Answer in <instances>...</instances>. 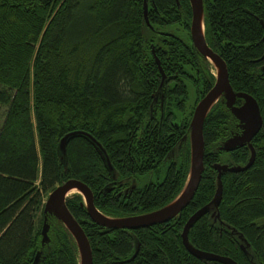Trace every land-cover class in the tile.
<instances>
[{
    "label": "trees",
    "instance_id": "obj_1",
    "mask_svg": "<svg viewBox=\"0 0 264 264\" xmlns=\"http://www.w3.org/2000/svg\"><path fill=\"white\" fill-rule=\"evenodd\" d=\"M148 17L147 24L144 0H0V264H78L76 243L55 217L47 219V241L42 234L46 198L68 179L86 183L95 206L113 217L162 208L182 190L190 167L184 138L216 79L190 41L189 0H148ZM204 19L207 43L227 63L232 88L257 100L263 122L251 141L253 165L222 172L219 219L203 214L188 239L196 249L252 264L236 230L264 264V0H204ZM73 131L101 144L112 174L87 136L69 140L62 163L59 141ZM240 132V121L217 102L204 123L200 184L170 222L106 228L91 220L81 194L67 198L93 264H226L191 254L182 230L214 200L215 165L248 163V145L219 148ZM148 174L144 187L123 191Z\"/></svg>",
    "mask_w": 264,
    "mask_h": 264
},
{
    "label": "water",
    "instance_id": "obj_2",
    "mask_svg": "<svg viewBox=\"0 0 264 264\" xmlns=\"http://www.w3.org/2000/svg\"><path fill=\"white\" fill-rule=\"evenodd\" d=\"M189 1L192 8L191 37L193 44L196 49L205 57V59L212 63L214 69L216 70V80L212 88L197 103L190 122L189 135L188 137L186 136L184 138L185 140L188 138L190 144V167L186 182L180 193L166 206L148 213L124 217H113L105 215L103 212H101L94 204V194L91 188L86 183L77 178L68 179L67 181L55 187V189L48 195L44 205L43 211L45 214V222L42 230L43 241H47V231L49 228L47 219L49 216H53L67 229L76 243L78 249V264H93V252L84 229L67 206L66 201L69 191L76 189L78 191L77 193H80L84 197V205L86 206L91 220L106 228L135 230L165 223L172 220L176 216H179L182 210L193 199L200 184L202 173L204 171V123L213 106L220 100L225 101L226 106L240 121L241 132L236 135H232L225 141H222L219 148L229 152L231 150L237 149L238 147L248 145L251 155L246 165L229 166L228 164L221 163H217L215 165L218 170V188L216 196L214 200L209 203V205L202 207L192 216H190L182 230V241L185 248L197 258L219 261L226 264H238L235 260L229 257L220 256L194 248L189 243L188 232L195 221L208 211L212 213L211 215L213 219H219L220 214L218 211V206L222 197V172L227 170L241 172L253 165L256 152L251 141L260 130L263 119L260 106L252 95L245 92L234 91L229 81L227 63L208 45L205 36L204 1ZM144 18L148 24V0H144ZM238 98L243 100L240 105H236ZM79 135L90 138V140L99 150L105 166L112 174L113 165L111 164L105 149H103L101 144L97 142V140L91 135L81 131L70 132L60 139L58 144V152L60 154L62 163L65 165L67 164V145L69 140ZM181 146L182 144H179L177 147L173 148L166 157V160H171L172 157L179 153ZM234 232L238 238L241 249L250 258L252 264H257V259L251 244L247 241L242 233H239L236 230H234ZM138 251L139 244L136 247L132 259L136 257ZM34 264H36V262H34Z\"/></svg>",
    "mask_w": 264,
    "mask_h": 264
},
{
    "label": "flooded vegetation",
    "instance_id": "obj_3",
    "mask_svg": "<svg viewBox=\"0 0 264 264\" xmlns=\"http://www.w3.org/2000/svg\"><path fill=\"white\" fill-rule=\"evenodd\" d=\"M204 1V0H203ZM191 5V4H190ZM191 24H192V20H191V23H190V27H189V34H190V41H191V43L193 44V41H192V37H191ZM170 30H172V29H170ZM176 33H178L179 35H181V33L180 32H176ZM187 36V35H186ZM193 46H194V44H193ZM195 47V46H194ZM196 48V47H195ZM197 50V49H196ZM198 51V50H197ZM199 52V51H198ZM200 53V52H199ZM201 54V53H200ZM202 55V54H201ZM203 56V55H202ZM203 58H204V60H206V61H208L207 59H205V57L203 56ZM208 63L210 64V66L212 67V64L208 61ZM212 70H213V68H212ZM223 101V100H222ZM224 103H225V101H223ZM226 105V104H225ZM236 105H240V104H237V102H236ZM149 180H151V177L149 178ZM139 188V186H138V183L135 181V180H132L131 182H130V184L127 186V187H125L124 189H123V191H125V192H128V190L131 188V189H135V188ZM174 219V218H173ZM171 221V220H170ZM170 221H168V222H170ZM165 223H167V222H165ZM161 224V223H160Z\"/></svg>",
    "mask_w": 264,
    "mask_h": 264
},
{
    "label": "rangeland",
    "instance_id": "obj_4",
    "mask_svg": "<svg viewBox=\"0 0 264 264\" xmlns=\"http://www.w3.org/2000/svg\"><path fill=\"white\" fill-rule=\"evenodd\" d=\"M174 30V29H173ZM178 30H180V31H182V32H180L181 33V35H185L184 33H185V31H183V30H181V29H179L178 28ZM177 30V31H178ZM212 64V63H211ZM212 68H213V72H214V74H216V70L214 69V67H213V65H212ZM152 175L151 174H148L147 175V177H145V178H142L140 181H138V180H135L137 183H138V186H139V188H142V187H144V185L148 182V180H149V178L151 177ZM69 195V194H68ZM71 195V194H70ZM46 200H47V198H46ZM160 209V208H159ZM156 210H158V209H156ZM154 211V210H153ZM151 212V211H150ZM148 213V212H147ZM214 220H215V218H214ZM262 221H264V219L262 220ZM264 223V222H263Z\"/></svg>",
    "mask_w": 264,
    "mask_h": 264
},
{
    "label": "bare ground",
    "instance_id": "obj_5",
    "mask_svg": "<svg viewBox=\"0 0 264 264\" xmlns=\"http://www.w3.org/2000/svg\"><path fill=\"white\" fill-rule=\"evenodd\" d=\"M77 192L78 191L76 189H72L69 191V193H68L69 195H67V197L70 196V194L72 195L73 193H77Z\"/></svg>",
    "mask_w": 264,
    "mask_h": 264
}]
</instances>
